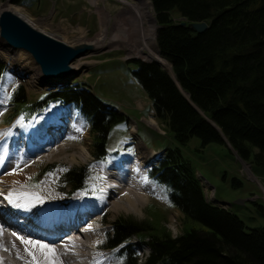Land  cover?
<instances>
[{"label": "trees", "instance_id": "obj_1", "mask_svg": "<svg viewBox=\"0 0 264 264\" xmlns=\"http://www.w3.org/2000/svg\"><path fill=\"white\" fill-rule=\"evenodd\" d=\"M150 2L158 26V52L179 88L154 61H135L131 74L155 118L177 144L163 148L148 176L166 187L167 201L182 213L186 230L175 237L159 230V235L149 222L120 217L106 238L107 246L115 249L121 264H264V226L246 230L234 213L207 202L195 170L178 146L196 137L201 148L216 143L232 156L234 151L254 175L264 170V0ZM174 15L185 24L174 22ZM190 22H205L207 27L197 33L188 27ZM6 73L0 61V80ZM9 100L18 111L26 102L23 87L18 86ZM48 103L71 105L89 126L93 157L105 160L110 155L106 143L111 128L124 125L125 115L109 108L87 84L75 81L40 96L25 106L21 117L27 120ZM85 177L82 167L62 174L72 190L82 188ZM241 185L239 179H232V187ZM257 206L264 218V204ZM132 236L149 248L141 261Z\"/></svg>", "mask_w": 264, "mask_h": 264}, {"label": "rangeland", "instance_id": "obj_2", "mask_svg": "<svg viewBox=\"0 0 264 264\" xmlns=\"http://www.w3.org/2000/svg\"><path fill=\"white\" fill-rule=\"evenodd\" d=\"M21 1V4H13L10 0H4L0 2V8L7 4L22 7L34 19V27L37 26L38 30L66 44L93 43L100 29H103V24L101 25L99 22L94 6L88 0ZM145 1L150 7V13L155 26H157L151 2L150 0ZM98 3L109 14H114L121 7L112 0H99ZM173 20L176 23L185 21L182 17L176 15L173 16ZM111 31L114 30H111L109 24L103 34L106 41L73 61V71L69 75V79H65L61 85L50 84L52 79L43 77L41 73L40 77L36 78L37 76L32 75L27 69L21 70V66L31 64L33 69L36 68L39 71L28 54L21 51H12L0 39V61L5 64L7 70V73L0 80V141H3L4 137L8 136L11 131L18 134L21 128L29 124L34 114L41 112L49 114L54 111L52 113L55 120H52V124H56L58 127L55 133L58 134L56 139H60L59 144L61 147H53L51 151L41 152L39 157L24 149L27 153L25 152L23 157L28 158V162L25 163L20 160L22 162L21 168H15L13 172L20 174V172L23 173L27 169L25 171L28 174L25 180L22 179L25 181L27 189L29 186L32 187V184L38 189H45L49 186L51 191H48V194L57 196L59 200L70 197H65V194L60 195L59 192H56L57 188L67 191L71 196L72 193L83 192L87 197H94L91 201H88L90 204L100 198L98 195L101 188L99 187L100 182L105 177L106 169L116 161L119 154L126 152L134 157H142L145 154L144 151L151 150L155 152L157 155L156 160L150 163L145 170L141 169V175L137 179V182L142 183H139L142 185L139 190L142 193L143 202L139 204V207L133 208L134 211L128 210L125 212L120 210L117 213H112L110 210H105L103 226L106 227L104 232L102 231L100 234V239L104 241L108 237L114 221L120 217L142 223L149 222V224L156 227L155 232L159 235L162 234L159 230H162L175 237L186 230L184 217L177 208L171 206L167 201L168 191L166 187L152 181L148 176V171L159 160L164 147L177 144L171 134L167 133L165 125L155 118L149 99L131 74V71L136 69L135 61L149 62L151 60L126 57L127 48L118 45V43L115 44L114 40L110 41L113 39ZM154 44L156 46V40ZM14 55L21 57L22 60L18 59L19 61H17ZM164 60L159 56V61L154 62L159 64L171 76L168 62L165 60L166 66L160 64V61ZM75 81L87 84L94 94L108 104L109 108L127 117L124 125L121 122L111 128L106 143V151L110 155L105 160H98L93 157L92 134L89 126L80 118L71 105L59 106L55 103H48L41 111L32 113L27 120L21 117L25 106L31 104L46 92L70 85ZM18 86L23 87L26 102L24 105H20L18 111H15V106H13L9 97ZM62 111H67L65 119L58 116ZM59 121L65 124L62 131L59 129ZM47 130L48 128H46ZM54 141L56 140L54 139ZM136 144L139 146H136ZM178 146L183 156L195 170V175L200 177L204 199L207 202L220 207H223L221 202L229 203L227 209L244 223L246 230L264 226V218L257 206V204H264V170H260L256 172V175H253L249 166L244 164L245 162L241 165L242 161H240L238 155L232 156L224 146L216 143H210L201 148L196 137H192L186 145ZM18 157L19 155L16 154L13 159L14 163H19L20 158L18 159ZM20 157L22 158L21 155ZM9 160L12 161L8 159V162ZM125 164L123 166L127 168L128 164ZM7 166L6 170L11 168V165ZM74 167L84 168L86 177L83 188L72 190L62 180V174L65 170ZM128 167L133 168L130 164ZM128 173L133 174L130 170ZM233 178L239 179L242 185L236 188L232 187L231 181ZM129 179H132V175ZM121 184L125 185V182L121 181ZM126 189L130 191L128 186H126ZM32 191L34 192V190ZM100 200L103 202V198ZM236 200H243V203H235ZM126 206H128V203H126ZM150 219H152L153 224L150 223ZM78 228L80 230L79 226ZM131 242L134 244L136 252H138L139 261L143 260L147 256L149 248L144 243H140L136 236H132ZM102 249L104 252H108L106 254L108 259L105 258L104 262L121 264L120 259L114 255V248Z\"/></svg>", "mask_w": 264, "mask_h": 264}, {"label": "bare ground", "instance_id": "obj_3", "mask_svg": "<svg viewBox=\"0 0 264 264\" xmlns=\"http://www.w3.org/2000/svg\"><path fill=\"white\" fill-rule=\"evenodd\" d=\"M88 1L94 6L99 22L101 25L103 24V29H100L95 41L89 44L96 48L97 45L106 41L103 34L107 25L110 24L111 30H114L110 32L113 33V36L111 35L113 39L110 41L114 40L115 44L118 43V45L127 48L126 57L159 61L160 55L154 44L156 26L147 1L112 0L121 5L114 14L104 11L98 5L99 0ZM4 10L10 11L26 20L33 27L35 26L34 19L22 7L7 4L0 8V13ZM36 27L34 28L37 29ZM14 56L17 61L21 58ZM160 64L166 66L165 60L160 61ZM20 68L21 70L27 69L32 75L37 76L36 78L40 77V72L36 68L33 69L31 64L23 65ZM68 77L67 75L64 78H52L50 84L61 85ZM47 79L51 80V78ZM59 109L61 110V108ZM52 112L34 114L29 124L21 128L18 134L11 131L3 141H0V158L3 161L0 163V264H32L33 257L25 251L26 247L34 253L39 264H109L108 261L104 262L105 258L108 259L106 256L108 252L103 251L105 242L100 239V234L106 227L103 226L104 211L110 210L112 213H117L122 210L127 212L128 210L134 211L133 208L139 207V204L144 200L139 190L142 183L137 182L141 175L140 170H145L150 163L156 160L157 155L151 150H143L145 154L142 157H134L126 152L119 154L116 161L106 169L105 177L100 182L98 202L95 200L91 204L88 201L94 197H87L83 192H75L76 194L72 193L71 196L67 191L57 188L56 192H59L60 195L65 194V197H70L59 200L57 196L48 194V191H51L49 186L45 189H38L32 184V187L29 186L27 189L25 181H23L28 174L25 171L27 169L20 174L13 172L15 168H21L20 160L28 162V158L23 157L26 150L39 157L41 152L51 151L53 147H61L60 139H56L58 134L55 133L58 127L56 124H52V120H55ZM66 114L67 111H62L58 116L65 119ZM59 123V129L62 131L65 124L60 121ZM46 128H48L47 131ZM136 146L139 145L136 144ZM143 151L141 152L143 153ZM16 154L19 155V163L13 162ZM41 156L43 157V155ZM8 159H11L13 163L11 164L10 160L8 162ZM125 163L128 166L130 164L133 168L128 166V169L125 168L123 166L126 165ZM9 165L11 168L6 170V166L9 167ZM4 170L6 171L4 172ZM129 170L133 173L131 174L132 179H129L131 176L128 173ZM121 181L125 182V185H122ZM126 186L130 188V191L126 189ZM101 198H103V202L100 200ZM13 233L17 235L13 236ZM17 236L46 244L54 254L46 258L38 248H34L31 244L21 243Z\"/></svg>", "mask_w": 264, "mask_h": 264}, {"label": "water", "instance_id": "obj_4", "mask_svg": "<svg viewBox=\"0 0 264 264\" xmlns=\"http://www.w3.org/2000/svg\"><path fill=\"white\" fill-rule=\"evenodd\" d=\"M184 24L185 22H181V25ZM187 25L197 33L203 32L207 27L205 22H190ZM0 39L12 51H21L28 54L38 67L41 75L51 79L69 76L73 70L71 67L73 61L93 50V46L89 43L76 45L66 44L59 39L35 29L26 20L14 15L8 10L0 13ZM171 77L179 88L172 73ZM181 92L189 101L187 95L183 91ZM192 106L194 105L192 104ZM195 109L197 108L195 107ZM210 124L214 126L213 123L210 122ZM224 141L231 149L227 141L225 139ZM238 202L243 203V200L235 201V203ZM221 203L225 207L230 205L226 202Z\"/></svg>", "mask_w": 264, "mask_h": 264}, {"label": "snow or ice", "instance_id": "obj_5", "mask_svg": "<svg viewBox=\"0 0 264 264\" xmlns=\"http://www.w3.org/2000/svg\"><path fill=\"white\" fill-rule=\"evenodd\" d=\"M2 162H3L2 158H0V163H2ZM12 235L16 236L17 234L13 233ZM17 239H19L21 241V243H23L25 245L31 244V245H33L34 248H38L45 255L46 258H48V257H50V256H52L54 254L53 250L51 248H49L48 245L41 244L39 241L26 240L25 238L19 237V236H17ZM25 251L28 252V254L33 257L32 264H39V262L35 258L34 253L31 250H29L26 247Z\"/></svg>", "mask_w": 264, "mask_h": 264}]
</instances>
